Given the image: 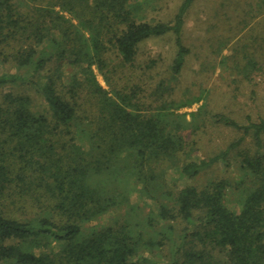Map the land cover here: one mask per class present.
Wrapping results in <instances>:
<instances>
[{
    "label": "trees",
    "instance_id": "obj_1",
    "mask_svg": "<svg viewBox=\"0 0 264 264\" xmlns=\"http://www.w3.org/2000/svg\"><path fill=\"white\" fill-rule=\"evenodd\" d=\"M193 2L180 0L164 21L148 18V0H0V66L15 70L0 73V264H138L141 246L163 240L173 246L168 264H264V117L239 123L212 114L240 136L195 159L184 135L191 122L176 113L203 100L176 98L171 84L191 52L184 27ZM255 4L264 12V0ZM166 35L173 55L153 92L157 106L138 85L110 91L98 82L94 69L114 72L113 56L132 65L142 41ZM233 63L247 79L259 69L253 57ZM230 153L249 180L237 211L224 203L225 179L179 189L165 180L168 169L194 179L217 162L229 165ZM129 182L127 192L152 200L166 222L158 241L129 221L83 228L126 201L120 189ZM21 201L37 210L15 216ZM178 220L188 224L180 233Z\"/></svg>",
    "mask_w": 264,
    "mask_h": 264
},
{
    "label": "rangeland",
    "instance_id": "obj_2",
    "mask_svg": "<svg viewBox=\"0 0 264 264\" xmlns=\"http://www.w3.org/2000/svg\"><path fill=\"white\" fill-rule=\"evenodd\" d=\"M148 1V18L164 21L172 17L180 2ZM258 1L194 0L186 16L184 42L189 45L191 52L178 79L171 84L175 88L176 98L183 95L203 97L200 102L176 110V113L185 115V119L191 122L184 135L187 141L193 143L190 154L192 158L200 159L217 153L240 136V132L213 123L210 119L212 114L221 113L239 123H244L246 116L252 120L264 117V12L256 11L255 3ZM220 46L223 47L218 51ZM172 55L173 46L169 35L150 38L138 45L132 65H120L113 56L108 69H114V72L104 70V74H101L96 69L94 71L104 88L125 91L132 85H138L141 95L147 98L145 101H153L152 105L157 106L161 98L153 92L160 81H167V67ZM223 56L224 62L221 63ZM246 57H253L259 68L252 70L248 79L235 70L233 63L237 58L242 65ZM1 72L14 73L15 70L9 66H0ZM70 73L72 70L69 69L65 72L66 76ZM201 104L204 105L205 112L201 116L203 120L200 117L194 120L190 114L196 112ZM196 123L203 125L193 131L192 126ZM242 144L250 146L248 136ZM233 155L230 153L229 165L217 162L194 179L181 177L177 170L168 169L165 180L171 187L179 189L187 183L202 185L213 179H225L229 186L225 189L224 203L237 211V200L249 186V180L244 178ZM131 187L133 188L129 182L126 189L119 188L126 194V201L86 223L83 228L129 221L134 231L142 232L145 240L161 239L166 222L157 219L152 200L138 197L135 191L127 192ZM33 210L37 209L28 201H21L18 208L11 207V213L20 218L31 216ZM186 225L188 224L179 220L173 224L178 233ZM172 248V243L168 240H163V244L159 246H141L135 260L137 259L138 264H168ZM217 257L220 258V255Z\"/></svg>",
    "mask_w": 264,
    "mask_h": 264
}]
</instances>
